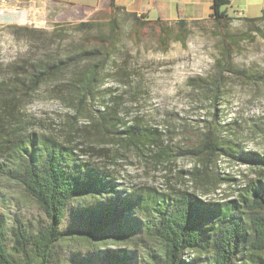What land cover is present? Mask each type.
<instances>
[{
  "label": "trees",
  "instance_id": "1",
  "mask_svg": "<svg viewBox=\"0 0 264 264\" xmlns=\"http://www.w3.org/2000/svg\"><path fill=\"white\" fill-rule=\"evenodd\" d=\"M230 2L212 0L210 14L225 63L243 38L228 30L231 17L225 8ZM107 9L112 18L108 32L69 49L49 46L62 30L59 24L50 31L12 26L14 35H23L27 44L22 55L0 65V151L7 156L0 173L16 180L45 220L31 229L13 216L15 224H10L3 213L7 198L0 191V264H264L260 255L264 252V155L221 146L208 135L196 148L182 151L205 154L209 160L220 151L250 168L236 195L222 201H208L187 190L123 189L103 164L84 158L87 151H107L95 146L99 140L120 145L124 141L138 150V143L154 142L158 136L155 127L119 116L114 97L111 104L104 100L100 108L91 106L117 54L122 31L115 17L134 18L137 26L132 35L137 44L140 30L152 27L162 51L186 32L185 22L179 21L180 34H173L166 21L148 20L113 0ZM263 15L246 19L252 22ZM216 79L220 78L215 77L213 85ZM199 81L198 87L207 88L203 78ZM43 85L58 101L74 106V113L67 114L71 121L61 127V138L24 133L17 118L19 102ZM213 90L216 99L218 89ZM81 116L88 118L87 123L79 124ZM83 141L86 146L79 147ZM191 172L201 175L204 169Z\"/></svg>",
  "mask_w": 264,
  "mask_h": 264
},
{
  "label": "rangeland",
  "instance_id": "2",
  "mask_svg": "<svg viewBox=\"0 0 264 264\" xmlns=\"http://www.w3.org/2000/svg\"><path fill=\"white\" fill-rule=\"evenodd\" d=\"M227 9L231 17L229 32L243 37L238 40V50L230 55L229 63L221 56L220 36L211 17L186 24L182 38H173L165 51L157 48L152 27L140 30L137 44L132 35L137 26L134 18L125 14L115 17L122 31L117 54L114 63L107 66L101 91L91 106L100 108L104 100L109 104L114 100L118 103V115L127 122L135 123L138 119V123L158 131L156 141L138 143V150L124 145V141L120 145L103 139L95 146L107 151H87L84 158L103 164L114 175L118 187L147 186L162 192L187 190L208 201H222L236 195L250 168L220 151L210 160L205 154L182 151L196 148L208 135L221 146L264 155V15L252 22L246 19L264 13V0H231ZM13 14L9 6L0 5V65L25 52V38L14 35V25L50 31L59 24L62 30L49 41V46L69 49L107 33V24L112 19L107 4L95 7L54 4L44 16L37 15L34 22L29 19L19 22ZM166 25L173 34H180L177 23ZM215 77L220 79L213 85ZM200 78L207 88L198 87ZM215 88L216 99L212 95ZM17 111L24 133L36 131L61 138V127H67L71 121L68 116L74 113V106L58 101L43 85L39 92L21 100ZM87 120L81 116L78 122ZM85 144L83 141L78 146ZM113 152L116 155L112 159ZM6 158L0 151V163ZM196 168L204 172L201 175L191 172ZM0 191L7 198L3 213L10 224H15L13 216L20 217L31 229L43 224L42 211L15 179L0 173ZM260 255L264 260V252Z\"/></svg>",
  "mask_w": 264,
  "mask_h": 264
},
{
  "label": "crops",
  "instance_id": "3",
  "mask_svg": "<svg viewBox=\"0 0 264 264\" xmlns=\"http://www.w3.org/2000/svg\"><path fill=\"white\" fill-rule=\"evenodd\" d=\"M115 5L127 11L142 14L148 20L161 19L166 22L189 24L210 17L212 0H113ZM109 0H5L2 7L9 6L19 22L36 21L37 15L44 16L51 5L70 4L95 7L107 4ZM228 12L227 7L225 8ZM250 17V16H249Z\"/></svg>",
  "mask_w": 264,
  "mask_h": 264
},
{
  "label": "built area",
  "instance_id": "4",
  "mask_svg": "<svg viewBox=\"0 0 264 264\" xmlns=\"http://www.w3.org/2000/svg\"><path fill=\"white\" fill-rule=\"evenodd\" d=\"M2 2H4L5 0H1ZM238 15H239V13H238Z\"/></svg>",
  "mask_w": 264,
  "mask_h": 264
}]
</instances>
